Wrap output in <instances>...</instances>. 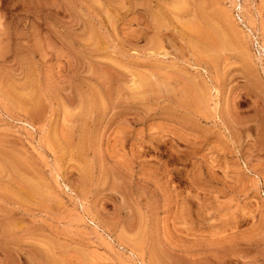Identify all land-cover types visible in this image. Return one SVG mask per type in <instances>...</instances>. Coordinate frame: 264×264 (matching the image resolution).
I'll return each mask as SVG.
<instances>
[{
    "label": "rangeland",
    "instance_id": "374dc122",
    "mask_svg": "<svg viewBox=\"0 0 264 264\" xmlns=\"http://www.w3.org/2000/svg\"><path fill=\"white\" fill-rule=\"evenodd\" d=\"M0 264H264V0H0Z\"/></svg>",
    "mask_w": 264,
    "mask_h": 264
}]
</instances>
